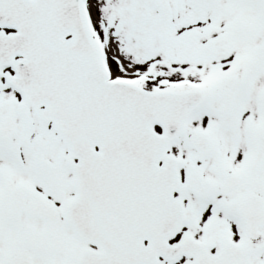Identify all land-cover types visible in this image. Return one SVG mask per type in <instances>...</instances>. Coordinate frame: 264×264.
<instances>
[{
  "label": "snow or ice",
  "instance_id": "6c2138e0",
  "mask_svg": "<svg viewBox=\"0 0 264 264\" xmlns=\"http://www.w3.org/2000/svg\"><path fill=\"white\" fill-rule=\"evenodd\" d=\"M0 264H264V0H0Z\"/></svg>",
  "mask_w": 264,
  "mask_h": 264
}]
</instances>
